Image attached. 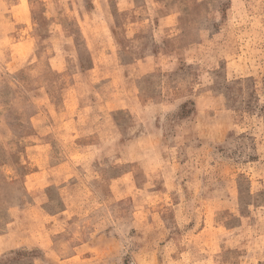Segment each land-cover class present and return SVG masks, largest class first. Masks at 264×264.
Wrapping results in <instances>:
<instances>
[{
	"label": "rangeland",
	"instance_id": "rangeland-1",
	"mask_svg": "<svg viewBox=\"0 0 264 264\" xmlns=\"http://www.w3.org/2000/svg\"><path fill=\"white\" fill-rule=\"evenodd\" d=\"M0 264H264V0H0Z\"/></svg>",
	"mask_w": 264,
	"mask_h": 264
}]
</instances>
